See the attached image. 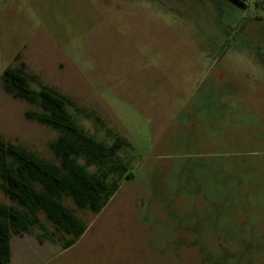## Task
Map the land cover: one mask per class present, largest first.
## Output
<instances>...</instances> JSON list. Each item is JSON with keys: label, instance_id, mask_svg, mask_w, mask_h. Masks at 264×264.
Returning a JSON list of instances; mask_svg holds the SVG:
<instances>
[{"label": "rangeland", "instance_id": "obj_1", "mask_svg": "<svg viewBox=\"0 0 264 264\" xmlns=\"http://www.w3.org/2000/svg\"><path fill=\"white\" fill-rule=\"evenodd\" d=\"M240 2L0 0V137L58 164L5 92L23 67L132 174L99 214L62 201L86 226L68 249L43 215L13 232L10 264H264V0Z\"/></svg>", "mask_w": 264, "mask_h": 264}, {"label": "trees", "instance_id": "obj_2", "mask_svg": "<svg viewBox=\"0 0 264 264\" xmlns=\"http://www.w3.org/2000/svg\"><path fill=\"white\" fill-rule=\"evenodd\" d=\"M2 81L7 94L36 105L41 110L37 120L58 133L50 146L58 164L46 162L0 137V190L11 202L0 203V264H10L13 232L30 234L32 228L45 231L39 218L43 215L55 232L37 238L56 243L59 235L67 236L62 248L68 249L86 226L62 201L70 199L79 210L99 214L119 189L121 179L132 174L117 158L126 141L114 140L111 146L97 142L68 111L69 107L76 108L68 99L38 83L23 67L6 69ZM34 85L37 90L32 88ZM80 159L84 165L79 164ZM90 166L98 170L90 173Z\"/></svg>", "mask_w": 264, "mask_h": 264}]
</instances>
